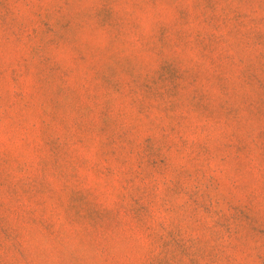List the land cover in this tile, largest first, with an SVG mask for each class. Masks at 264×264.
<instances>
[{
    "label": "rangeland",
    "instance_id": "374dc122",
    "mask_svg": "<svg viewBox=\"0 0 264 264\" xmlns=\"http://www.w3.org/2000/svg\"><path fill=\"white\" fill-rule=\"evenodd\" d=\"M0 264H264V0H0Z\"/></svg>",
    "mask_w": 264,
    "mask_h": 264
}]
</instances>
